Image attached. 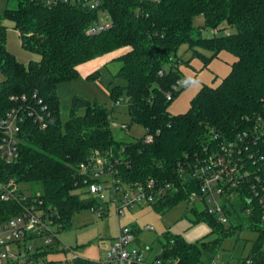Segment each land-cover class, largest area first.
<instances>
[{
    "label": "trees",
    "instance_id": "1",
    "mask_svg": "<svg viewBox=\"0 0 264 264\" xmlns=\"http://www.w3.org/2000/svg\"><path fill=\"white\" fill-rule=\"evenodd\" d=\"M8 1L0 11V109L18 108L23 102L31 108L41 104L47 124L39 128L20 108L24 121L19 157L0 165V178L39 182L41 192L28 194L27 199L36 198L37 206L55 224V232L68 228L74 213L93 202L78 191L84 189L78 164L94 150L119 156L116 168L124 181L134 184L153 179L165 186L164 193L150 203L162 212L199 192L194 167L212 134L242 131L246 117L264 112V0H100L95 9L67 0L55 4L15 0V7L8 6ZM100 10L109 15V25L87 33ZM196 16L202 18L204 27L218 30L226 23L235 31L201 36L202 29L193 22ZM5 20L17 30L21 46L38 53V59L25 64L6 48ZM181 42H188L204 63L221 50L231 52L235 59L218 84H202L185 111L170 113L167 107L178 91L180 75L164 66L173 60ZM124 45L128 48L117 56L116 76L125 80L128 114L143 126L145 135L131 141L114 138L110 110L78 95L72 97L68 117L62 121L57 85L76 78L80 62ZM94 77L97 72L89 74ZM120 92V84L109 87L114 102ZM19 206L0 200V221L14 215ZM199 214L217 237L190 242L179 234H167L154 256L161 264H198L202 251H215L221 236L244 222L235 204L227 209V224L205 208ZM250 228L257 236L248 253L264 257V230ZM58 242L55 237L32 255L41 257L40 264H63L43 256L56 251ZM70 264L103 263L77 255Z\"/></svg>",
    "mask_w": 264,
    "mask_h": 264
},
{
    "label": "built area",
    "instance_id": "2",
    "mask_svg": "<svg viewBox=\"0 0 264 264\" xmlns=\"http://www.w3.org/2000/svg\"><path fill=\"white\" fill-rule=\"evenodd\" d=\"M46 4H55L59 0H44ZM89 9L99 6L100 0H67ZM109 25L98 20L89 25L86 32L96 33ZM203 31V29H202ZM216 34L217 28L211 29ZM179 81V80H178ZM178 83V82H177ZM177 85V84H176ZM177 87V86H176ZM170 98L171 93L167 92ZM25 102H23L24 104ZM118 100L115 101V104ZM24 107L25 116L29 117L39 128L47 124L43 105L33 108L28 104ZM21 107L0 109V165L8 164L18 159L21 141V130L24 115ZM247 125L242 131L231 135L214 133L204 143L203 156L194 167V178L198 182L199 192H192L190 199L201 200L207 213L213 214L224 224L229 222L227 209L235 204L238 213L244 217L247 226L264 230V112L253 118L246 117ZM121 124V128H125ZM150 137L148 136L147 139ZM119 156L111 151L94 150L80 161L78 171L83 178V188L93 195V202L88 206L91 210L103 209L106 200L113 201L117 206L116 213H122L123 206H131L138 202L150 204L165 191V186L156 184L153 179L130 184L123 180L116 168ZM20 183L15 179L0 178V200L19 204V210L11 217L0 221V264H40L41 257L32 254L37 248L42 249L54 242L55 225L39 208L35 197L31 201ZM56 228V226H55ZM151 229L150 225L145 226ZM251 229V228H250ZM42 239L43 243L30 251L32 245L26 241ZM134 239L132 227H120L117 240L106 252L103 264H161L153 257L147 259L143 252L135 246H128ZM17 248L11 250V245ZM261 249L264 250V242ZM73 254L63 264H70ZM264 256V255H262ZM238 264H264V257L259 253H247Z\"/></svg>",
    "mask_w": 264,
    "mask_h": 264
},
{
    "label": "rangeland",
    "instance_id": "3",
    "mask_svg": "<svg viewBox=\"0 0 264 264\" xmlns=\"http://www.w3.org/2000/svg\"><path fill=\"white\" fill-rule=\"evenodd\" d=\"M6 0H0L3 8ZM8 6L15 7V0H9ZM98 22H108L109 15L106 11L98 12ZM194 25L199 29L201 36H213L211 29L203 26V20L196 16ZM5 46L21 62L27 63L30 59H38V53L29 51L21 46L18 33L12 27L10 21L5 20ZM235 31L234 26L223 23L216 34ZM196 35V33H194ZM128 48L127 45L112 49L111 51L97 54L92 58L77 64V77L60 82L57 85V94L60 104V117L64 121L69 114L71 99L74 95L85 99L96 100L110 110V129L114 138L122 141H131L145 135L143 126L131 120L128 114L125 80L116 76L120 66L117 58L119 54ZM198 50L210 55L211 51L198 47ZM235 59L234 55L221 50L218 56L212 57L204 63L201 56L195 54L188 42H181L176 50L172 61L165 64L164 68L170 67L179 72L177 93L172 96L168 104L170 113L185 111L190 99L194 96L202 84L216 85L221 78L229 71L230 63ZM97 72V77L89 78V74ZM3 75L0 72V80ZM113 84H120L118 103L110 98L109 87ZM125 124V128H121ZM146 137H148L146 135ZM22 189L28 194H38L42 187L39 182H20ZM84 198H91L93 195L85 189H79ZM106 200L103 209L91 210L83 208L74 213L70 226L59 230L56 237L59 242L57 250L44 254L45 258L70 259L73 254L86 257L96 261H105L106 252L117 240L120 227H132L134 239L128 246H135L141 250L147 259H151L161 250V241L167 234H179L185 240L198 242L202 238H215L217 232L211 231L209 221L200 216L199 212L204 209L205 204L198 199L181 200L164 211H158L146 202H138L131 206H123L122 213H116L117 206L113 201ZM199 215V217L197 216ZM150 225L151 229L145 226ZM55 230V225H51ZM255 230L250 229L246 221L241 226L229 231L224 237L221 236L220 244L213 252L202 251L201 260L198 264H238V261L247 255L256 238ZM26 245H32L30 251L43 243L37 238L33 242L26 241ZM11 245V250H16Z\"/></svg>",
    "mask_w": 264,
    "mask_h": 264
},
{
    "label": "crops",
    "instance_id": "4",
    "mask_svg": "<svg viewBox=\"0 0 264 264\" xmlns=\"http://www.w3.org/2000/svg\"><path fill=\"white\" fill-rule=\"evenodd\" d=\"M2 6L0 5V11L2 10V8H1ZM16 30V29H15ZM17 31V30H16ZM155 256V255H154Z\"/></svg>",
    "mask_w": 264,
    "mask_h": 264
}]
</instances>
